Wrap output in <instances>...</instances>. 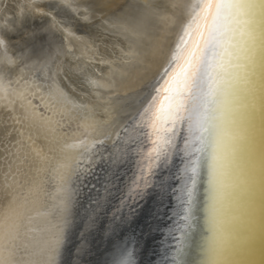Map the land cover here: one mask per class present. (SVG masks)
<instances>
[{
	"label": "bare ground",
	"instance_id": "6f19581e",
	"mask_svg": "<svg viewBox=\"0 0 264 264\" xmlns=\"http://www.w3.org/2000/svg\"><path fill=\"white\" fill-rule=\"evenodd\" d=\"M164 1L144 9L146 16L130 23L126 32L97 24L111 34L104 36L102 48L73 26L64 27L68 48L59 55L74 60V90L61 85L59 70L53 75L46 70L52 57L25 69L26 76L21 73L13 82L1 78L6 93L29 104L58 141L46 179L0 218V264H124L129 252L130 264H151L170 240L169 264L176 263L181 251L180 261L194 257L200 230L187 236L180 230L189 159L186 133L177 129L166 159L156 157L154 141L163 138L157 127L175 102V80L169 77L184 64L196 40L203 21L195 27L193 21L203 0ZM123 5L118 11H125ZM13 16L20 18L18 12ZM80 16L92 17L89 8L80 10ZM261 24L264 31V17ZM47 71L51 79L44 76ZM239 90L247 96L241 139L234 164L219 178L215 220L206 213L209 234L200 264H264V49L257 56L252 86ZM32 91L39 105L26 98ZM62 125L70 126L68 132ZM199 159L193 218L203 208L209 184V158L201 153ZM229 193L235 195L229 198ZM172 214L175 224L167 227L171 238L164 239L162 229ZM183 239H190L182 244L189 251L179 249Z\"/></svg>",
	"mask_w": 264,
	"mask_h": 264
},
{
	"label": "snow or ice",
	"instance_id": "6c2138e0",
	"mask_svg": "<svg viewBox=\"0 0 264 264\" xmlns=\"http://www.w3.org/2000/svg\"><path fill=\"white\" fill-rule=\"evenodd\" d=\"M262 17L264 3L258 0H203L193 21L194 27L203 21L196 40L184 64L169 77L170 82L175 80V102L165 113L163 126L157 127L163 138L154 141L155 154L166 159L171 138L179 135L177 129L186 133L184 152L189 159L184 168L180 229L184 235L192 227L201 153L209 158V212L215 220L219 178L234 164L241 139V108L247 96L239 89L252 86L257 56L264 49ZM233 195L229 193V198ZM128 257L124 264H130V252Z\"/></svg>",
	"mask_w": 264,
	"mask_h": 264
},
{
	"label": "rangeland",
	"instance_id": "374dc122",
	"mask_svg": "<svg viewBox=\"0 0 264 264\" xmlns=\"http://www.w3.org/2000/svg\"><path fill=\"white\" fill-rule=\"evenodd\" d=\"M162 1L165 2L121 0L115 4L111 0H0V218L8 211L10 205L30 196V188L39 180L43 177L46 179L50 173L48 166L57 155L58 141L54 138L55 131L36 120L29 104L25 105L23 99H13L6 93L1 78L13 82L21 73H24L23 77L26 76L25 69L52 57V60L44 65L46 70L50 69L52 75L54 71L59 70L58 81L66 90H74L71 85L74 81L71 63L74 60L69 54L62 57L59 55L64 48H68L64 27L67 29L73 26L79 33L91 38L96 48H102L101 46L105 45L104 36L111 34L101 27L97 28V24L100 23L114 33L126 32L130 23L146 16L143 14L144 9H153ZM124 3L125 11H118ZM17 6L19 10L16 9ZM85 8H89L91 18H80V10ZM16 12L20 18L11 17ZM123 17L125 20L121 21L120 18ZM48 74L49 71L44 73V76L52 77ZM23 77H20V80ZM26 98L33 102L34 106L40 103L39 97L34 95L33 91L28 93ZM69 127L62 125L60 128L68 132ZM21 132L23 134H20Z\"/></svg>",
	"mask_w": 264,
	"mask_h": 264
},
{
	"label": "water",
	"instance_id": "95a60500",
	"mask_svg": "<svg viewBox=\"0 0 264 264\" xmlns=\"http://www.w3.org/2000/svg\"><path fill=\"white\" fill-rule=\"evenodd\" d=\"M205 194H206V197L204 199L203 208L198 213L194 214V218H193V221H192V227L188 231V233H192V235H195V234H197V231L200 230V235L198 237V240L195 243V246L193 247L194 249H193L192 254H191L194 257L190 261H189V259H187L185 257H184L185 261L184 260L180 261L181 256H177V257H175L176 258V263H172V264H178L179 261H180L179 264H200V262H201V259L203 257V247L205 245V238L209 234V229L206 226V224H207V214L206 213L209 211V203H210V198L209 197L211 195L209 184H208V188H207V191H206ZM174 216H176V214H172L170 216L172 218H170V220L168 221L167 225H165L163 227V229H162V236L164 237V239L171 238V236H169L168 233H167V231H168L167 227L169 226L168 224H170V225H172V223L175 224V222H173V217ZM160 217H161V215H160ZM187 240L186 239L181 240V244H184V243L190 241V239L188 241ZM191 240H193V239L191 238ZM166 243H167L166 245L165 244L161 245L160 249H158L160 251L159 252L160 254L158 253L156 259L154 260L155 262H152L153 264H161V263L162 264H169L168 263V252H169V246L171 244V240L167 241ZM172 244H174V243H172ZM190 249H191V247L184 248V250H187V251H189Z\"/></svg>",
	"mask_w": 264,
	"mask_h": 264
}]
</instances>
